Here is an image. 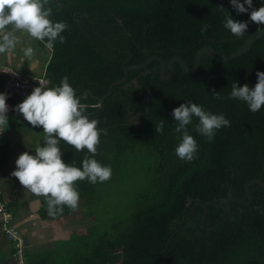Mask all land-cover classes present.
Instances as JSON below:
<instances>
[{"label":"trees","instance_id":"16d2710c","mask_svg":"<svg viewBox=\"0 0 264 264\" xmlns=\"http://www.w3.org/2000/svg\"><path fill=\"white\" fill-rule=\"evenodd\" d=\"M261 6L264 0H253L252 9ZM48 7L53 22L69 25L62 33L66 42H56L52 49L46 68L49 88L68 77L81 103L88 105L85 114L99 120L98 127L107 131L101 134L98 154L92 158L110 166L112 176L95 185L87 179L76 182L84 214H96L100 187L116 177L131 153L141 152L150 159L146 171L150 181L134 196L125 217L114 221L111 231L95 232L96 221L92 230L72 236L62 257L43 258V264H264V215L256 210L264 209L260 185L250 186L249 205L231 200L229 219L212 230L205 228L227 216L230 198L247 200V182L259 177L264 181V106L253 113L240 100L212 95L215 91L226 97L234 81L255 86L257 72H264V37L225 63L203 54L192 73L176 62L168 80H161L160 63L153 60L145 68L130 70L127 80L115 85L102 105L98 100L123 78L125 63L140 64L153 55L168 62L179 55L192 66L203 46L211 45L220 54L236 50L247 33L264 27L250 20L252 9L237 14L230 0H50ZM221 7L234 20L248 23L243 37L224 28L226 13ZM205 24L209 27L202 35ZM188 101L224 114L231 126L217 130L209 142L195 131L198 120L193 118L187 127L199 148L193 160L184 161L175 153L181 134L175 131L172 112ZM161 119L163 134L155 133ZM27 128L43 133L42 126L33 128L28 123ZM41 138L43 146L44 133ZM8 146V139L2 137L0 164L8 156ZM60 147L62 160L75 167L82 168L83 159L92 155L63 141ZM200 202L207 209L204 225ZM71 212L65 206L62 215L49 216L44 198L42 218ZM26 258L28 264H41Z\"/></svg>","mask_w":264,"mask_h":264},{"label":"clouds","instance_id":"9594fccd","mask_svg":"<svg viewBox=\"0 0 264 264\" xmlns=\"http://www.w3.org/2000/svg\"><path fill=\"white\" fill-rule=\"evenodd\" d=\"M49 3L50 0H0V55L10 56L21 43L24 34L44 43L48 49H53L56 42H66L62 33L69 25L62 21L53 22ZM230 3L237 14H241L252 9L253 0H243V3L241 0H230ZM219 10L226 13L224 28L237 38L243 37L248 30V23L234 20L223 7ZM84 15L86 17L87 14ZM250 20L264 26V6L252 9ZM208 27L207 24L202 27V35ZM24 56L32 60L35 50L31 46L26 47ZM256 75L257 83L252 88L247 84L239 86L234 81L226 97L215 91L212 95L215 99L240 100L255 113L264 106V72H257ZM7 99V94L0 93V133L9 127ZM87 108L88 105L81 103L76 90L68 82V77H64L57 87H35L23 102L15 106V110L33 128L42 126L45 141L43 146L35 149V155L25 151L18 156L12 175L35 196L45 198L49 216L62 215L65 206L72 211L78 209L80 194L75 186L77 181L87 179L95 185L111 179V167L92 158L98 154L101 134L107 135V131L98 127L99 120L89 119L85 114ZM172 116L176 122L175 131L181 134L175 153L184 161L193 160L199 148L187 127L193 123V118L198 120L195 131L209 142L214 140L217 130L231 126V121L224 114L205 111L202 105L191 101L174 108ZM164 126V120L161 119L155 125V133L163 134ZM61 141L78 152L87 149L92 154L83 159L82 168L62 160ZM256 210L264 215V209L258 206Z\"/></svg>","mask_w":264,"mask_h":264},{"label":"crops","instance_id":"0c3cea01","mask_svg":"<svg viewBox=\"0 0 264 264\" xmlns=\"http://www.w3.org/2000/svg\"><path fill=\"white\" fill-rule=\"evenodd\" d=\"M28 46L35 50L32 60L24 56V49ZM52 54V49H48L40 41L24 34L21 43L10 56L0 55V66H8L33 77H46V68ZM27 124L24 118L15 119L9 123L8 127L14 131H4L3 137L6 136L9 141V150L6 160L0 164V188L3 202L12 215L11 225L27 242L26 257L29 256L43 264V258L62 257V254L67 252L72 236L85 232L75 231L76 227L69 217L74 211L59 218H42L44 197L35 196L12 175L16 169L15 161L18 156L25 151L35 155V149L38 145L41 146V135H43L41 131H29L27 128L25 129L27 131H19L24 129L23 125L27 127ZM32 132H38L40 137L34 138ZM13 245L15 246V243L5 235L2 229L0 216V264H15L12 254Z\"/></svg>","mask_w":264,"mask_h":264},{"label":"rangeland","instance_id":"374dc122","mask_svg":"<svg viewBox=\"0 0 264 264\" xmlns=\"http://www.w3.org/2000/svg\"><path fill=\"white\" fill-rule=\"evenodd\" d=\"M23 127L24 129L21 128L23 130L19 131H27L25 130L27 128L26 125H23ZM32 135L36 138L39 136V133L32 132ZM37 147H39V145ZM149 162L141 152L137 154L131 153L126 159L127 165L122 164V166L118 168L116 177L107 185L100 187L99 193L101 199L99 201L100 205L94 209L96 214L91 216L83 215L85 210L81 204L78 209L69 216L70 221H72L74 223L73 225L76 227L75 231L82 230V232H86L96 221L98 224L95 232L102 233L107 229L111 231L114 221L124 218L127 214L134 196L148 186L150 180H148L146 171L150 168ZM27 247V242L25 240V250H27ZM13 259L15 264H17L14 257Z\"/></svg>","mask_w":264,"mask_h":264},{"label":"water","instance_id":"95a60500","mask_svg":"<svg viewBox=\"0 0 264 264\" xmlns=\"http://www.w3.org/2000/svg\"><path fill=\"white\" fill-rule=\"evenodd\" d=\"M261 37H264V27L257 29L256 31H254L252 33H247L244 43L239 48H237L236 50L229 52L227 54H220V53L216 52L211 45L203 46L200 49H198V51L196 52L195 59H194L192 66H188L187 63L185 62V60L179 55H175V56L171 57L168 62L164 61L158 55H153V56L147 58L143 63H140V64H134V65L126 66V63H125L123 65V70H124L123 78L118 80V81L113 82L110 85L107 93H105L102 97L98 98L100 105H102L104 102V99L112 93L113 87L115 85L120 84V83H124L127 80L128 72L130 70L137 69V68L138 69L139 68H145L153 60H157L160 63V78H161V80H168L173 75L174 66H175L176 62H178L180 64V66L184 72L192 73L199 68L203 54H208L213 59L221 61L222 63H225L226 61H228L232 58H235L239 55H242V54L248 52L251 49L254 42ZM130 56H132L131 53H130ZM253 184H258L264 188V181L260 177L247 182L245 185V193L247 196V200H243L241 198H236V197L230 198L227 201V207H228L227 216L222 221H220V222H218V223H216L210 227H205V228H207L208 230H212L213 228L225 223L229 219V217L231 215V206H230L231 200H235V201H237L243 205H249L253 200L252 194L250 192V186ZM200 204H202L204 206V216L202 219V224L204 225L207 209L203 203L200 202Z\"/></svg>","mask_w":264,"mask_h":264},{"label":"built area","instance_id":"2783aa9c","mask_svg":"<svg viewBox=\"0 0 264 264\" xmlns=\"http://www.w3.org/2000/svg\"><path fill=\"white\" fill-rule=\"evenodd\" d=\"M49 88V80L42 77H33L20 73L11 67L0 66V93H5L8 96L6 100L9 106L7 113L9 123L15 119L23 118L22 114L15 110V106L23 102V100L31 94L35 87ZM4 135L0 133V140ZM0 216L1 225L7 237L15 243V251L13 257L17 264H28L25 250V240L19 231L11 225L12 215L8 211L2 199V190L0 188Z\"/></svg>","mask_w":264,"mask_h":264}]
</instances>
